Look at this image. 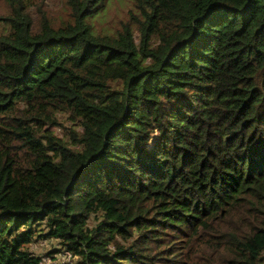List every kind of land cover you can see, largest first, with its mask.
I'll use <instances>...</instances> for the list:
<instances>
[{
    "label": "trees",
    "instance_id": "1",
    "mask_svg": "<svg viewBox=\"0 0 264 264\" xmlns=\"http://www.w3.org/2000/svg\"><path fill=\"white\" fill-rule=\"evenodd\" d=\"M115 1L0 0V264H263L264 0Z\"/></svg>",
    "mask_w": 264,
    "mask_h": 264
},
{
    "label": "rangeland",
    "instance_id": "2",
    "mask_svg": "<svg viewBox=\"0 0 264 264\" xmlns=\"http://www.w3.org/2000/svg\"><path fill=\"white\" fill-rule=\"evenodd\" d=\"M114 6H117L114 15H116L117 13L119 16H122L127 5L123 1V3L118 6L117 2L115 0H112L109 9L113 8ZM99 20L93 21V23L95 24L97 30L102 31L105 23H100ZM61 120L63 121V123H69V120H67L64 115H61ZM54 129L57 133L62 132L61 126H54ZM56 247H60V245L55 238H36L35 241L30 244L31 249H34L36 253L41 254L42 262L44 264H55L57 260L63 257V253L60 251L58 252V249Z\"/></svg>",
    "mask_w": 264,
    "mask_h": 264
},
{
    "label": "built area",
    "instance_id": "3",
    "mask_svg": "<svg viewBox=\"0 0 264 264\" xmlns=\"http://www.w3.org/2000/svg\"><path fill=\"white\" fill-rule=\"evenodd\" d=\"M55 264H78L76 256L70 251L63 253V257L56 261Z\"/></svg>",
    "mask_w": 264,
    "mask_h": 264
}]
</instances>
